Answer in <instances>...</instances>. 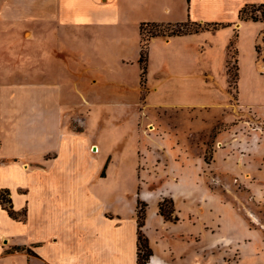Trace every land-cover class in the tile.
Instances as JSON below:
<instances>
[{"label": "crops", "instance_id": "crops-1", "mask_svg": "<svg viewBox=\"0 0 264 264\" xmlns=\"http://www.w3.org/2000/svg\"><path fill=\"white\" fill-rule=\"evenodd\" d=\"M196 2L187 0L186 18L152 21L191 22L206 27L192 34L150 38L147 77L152 68L157 70L144 85L91 81L98 89L104 88L105 95L145 106L156 114L157 127L153 119L143 125L137 119L133 125L134 166L140 181L138 185V180L134 181L130 188L123 177L107 178L99 173L104 165L118 168L125 162L114 158L104 163L107 155L99 163L93 158L89 148L95 144L86 145L82 133L91 116L88 111L81 131L74 132L67 126L72 116L63 107L70 103L61 96L58 78L68 66L67 59L78 60L72 50L59 48V34L54 35L55 45H49V29L45 30L49 18L41 21L46 33L41 35L37 49L32 48L30 40L17 47L16 24L24 20L0 18V192L18 215L10 217L0 203V264H137V200L147 205L141 228L151 250L147 264H236L224 258L226 249L234 248L241 253L237 264H264L263 259H256L255 245L249 246L256 234L237 225L232 214L223 226L221 219L225 216L220 218L212 212L218 224L204 229L203 205L200 209L194 205V198L203 202L194 194L193 185L199 176L190 171L194 168L185 149L187 135L178 138L174 131L177 125H172L169 115L171 110L200 109L211 99H220L204 91L206 73L213 72L216 82H223L218 74L227 69L232 38L239 102L253 106V101L247 104L240 98L242 53L245 49L255 80L264 85V18L244 20L238 14L245 6L264 5V0H217L212 4L217 13L224 15L230 10L233 15L221 22L195 15ZM199 4L203 11L204 2ZM163 11L170 13L168 7ZM219 30L226 33V41L218 67L213 66L214 58L204 67V58L214 54V43L204 41L193 46V39ZM140 45L138 32L135 47L125 45L124 50H136L137 60ZM82 72L79 67L75 75L81 77ZM194 81L199 83L196 94L192 91ZM157 111H166L167 115L160 116ZM138 117L141 120V115ZM148 123L153 127L149 132L144 128ZM165 174L173 175V180L148 187ZM114 186L120 188L113 191ZM163 198L172 200V215L177 220H165L158 214L157 206ZM210 222L217 223L213 219Z\"/></svg>", "mask_w": 264, "mask_h": 264}, {"label": "rangeland", "instance_id": "rangeland-1", "mask_svg": "<svg viewBox=\"0 0 264 264\" xmlns=\"http://www.w3.org/2000/svg\"><path fill=\"white\" fill-rule=\"evenodd\" d=\"M105 1L0 0V18L3 20L6 17L11 20L9 18L11 16L16 21L24 20V23L16 24L17 47H21V42L30 40L33 49L40 48V37L48 28L49 45H55L57 38L54 35L59 34V48L72 50L76 56L74 59L78 60V63L70 58L67 59L68 66H64L58 78V84L62 87L61 96L64 101L70 103L63 109L73 117L67 126L74 132L81 131L84 114L88 111L91 116L86 120L82 133L86 138V145L95 144L89 148L93 158L99 163L101 158L107 155L104 163L114 158L125 162L118 168L113 166L107 168V165H104L99 173L101 172V175L107 178L123 177L130 188L134 181L138 180L137 185L140 181L136 173L138 170L134 166L133 125L137 119L140 125L153 119L154 127H157L158 123L154 120L156 114L145 106L138 107L124 99L118 100L105 95V89H98L99 87L91 81L96 83L120 81L132 86L140 83L142 76L139 56L135 60L136 50L131 49L126 52L125 45L135 47L138 43L141 24L140 35L143 40L149 41L151 33H157L163 38L170 37L168 35L171 30L178 29L173 26L175 24H159L152 21L186 18L187 0ZM196 1L195 15L214 17L215 20L212 22H221L222 19L233 17L230 10L221 15L217 13V9L212 8V4L217 0ZM202 2H204L203 11L199 4ZM165 7L170 9L169 14L163 11ZM259 11L262 12L261 19H263L264 8L259 7H248L243 16L254 14L260 18ZM47 17L49 23L44 30L41 21ZM101 20L102 23L98 24ZM94 23L97 24L93 25ZM205 27L203 24L188 22L182 31ZM193 41V46L204 44V41L214 43V54L204 58V67L212 58L215 59L213 66L218 67L226 33L223 30L213 31ZM233 44L232 38L227 57V69L218 74V79L223 78V82H216L213 72L206 73L208 80L204 91L208 96H220V99L215 102L211 99V103L200 109L171 110L169 115L172 125H177L173 129L178 133V138L183 139L187 135L188 146L185 149L194 168L190 171L199 176L197 183L193 185L194 194L201 197L203 202L194 198V205L199 209L203 205L204 229L218 224L219 220L213 216L212 212L218 214L220 218L222 214L225 216V219L223 217L221 219L223 226H226V219L229 218V214H232L237 225H241L245 231L249 230L252 234H256V237L252 238L254 243L249 246L255 245L258 256L256 259L264 260V85L259 80H255L248 53L243 49L240 98L247 104L253 101L254 107L239 102ZM141 47L144 48L143 45ZM259 49L260 44L257 45V50L260 51ZM79 67L83 70L81 77L75 75ZM156 70L152 68L147 77L146 64L144 79L153 78ZM193 84L195 85L192 91L196 94L199 91V83L194 81ZM111 103L118 104L110 105ZM175 112L178 114L177 118L173 116L176 115ZM166 113V111H157L160 116ZM140 115L141 120L138 117ZM150 126L149 123L144 126L147 132L153 129ZM190 133L193 135H188ZM184 155L180 153V156ZM164 170L166 171V168ZM172 176L162 175L148 183V187H160L162 184L159 185V183L168 179L173 180ZM119 188L114 186L112 190ZM122 192H125V189H122ZM210 219L217 223L210 222ZM213 231L215 232L216 228ZM240 254L238 248L231 251L226 249L224 258L226 261L233 260L237 264Z\"/></svg>", "mask_w": 264, "mask_h": 264}, {"label": "trees", "instance_id": "trees-1", "mask_svg": "<svg viewBox=\"0 0 264 264\" xmlns=\"http://www.w3.org/2000/svg\"><path fill=\"white\" fill-rule=\"evenodd\" d=\"M250 7V8H255L256 6L253 5H249V6H245L243 8H241L239 10V14L238 17L240 19H250L253 21H257L258 19L261 18L262 16V12L260 13V18L257 17L256 15H250V16H243V14L245 13L246 9ZM259 8H264V5H259L257 6ZM187 23L184 24H175L173 25L174 27H177L178 29L176 30H171V33H169L168 36H179V35H185V34H192V33H197L202 31L203 28H195L194 30L190 31V30H184L182 31V29L186 26ZM196 24V23H193ZM149 26H159L156 24H146ZM140 32H142V24L140 25ZM141 34V33H140ZM159 34L157 33H151L149 38H153L158 36ZM234 39V38H233ZM148 39L143 40L141 38L140 35V44L141 46L143 45L144 48H140V56H139V64H140V70H141V81L140 84L144 85L145 83V79H144V75L146 73V64H147V42ZM8 202V200L6 199V196L3 192H0V203L5 207V209L7 210L8 214L10 217L13 218H17L18 215L15 214L11 209L10 206L6 205V203ZM146 204L141 203L138 201L137 206H136V218H137V264H147V260L149 258V256L151 255V250L148 246V240L145 237V235L142 233L141 228L144 224V214H145V210H146ZM158 214L161 215L165 220H169V221H175L177 220L176 217H173V203L172 200L169 198H163L161 201H159L158 203Z\"/></svg>", "mask_w": 264, "mask_h": 264}, {"label": "built area", "instance_id": "built-area-1", "mask_svg": "<svg viewBox=\"0 0 264 264\" xmlns=\"http://www.w3.org/2000/svg\"><path fill=\"white\" fill-rule=\"evenodd\" d=\"M94 150H95V148H94Z\"/></svg>", "mask_w": 264, "mask_h": 264}]
</instances>
